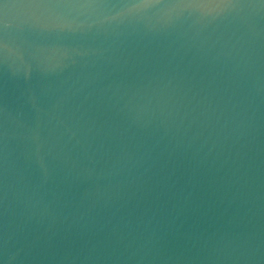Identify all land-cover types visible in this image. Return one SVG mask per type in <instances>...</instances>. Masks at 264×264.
<instances>
[{
    "label": "water",
    "instance_id": "water-1",
    "mask_svg": "<svg viewBox=\"0 0 264 264\" xmlns=\"http://www.w3.org/2000/svg\"><path fill=\"white\" fill-rule=\"evenodd\" d=\"M0 0V264H264V3Z\"/></svg>",
    "mask_w": 264,
    "mask_h": 264
},
{
    "label": "snow or ice",
    "instance_id": "snow-or-ice-1",
    "mask_svg": "<svg viewBox=\"0 0 264 264\" xmlns=\"http://www.w3.org/2000/svg\"><path fill=\"white\" fill-rule=\"evenodd\" d=\"M98 0H22L23 6L30 8H44V7H73L78 5L92 6ZM244 0H171L169 6L188 9H228L234 7ZM264 3V0H261ZM162 0H142L141 6L152 8L159 7ZM5 26V21L0 17V27Z\"/></svg>",
    "mask_w": 264,
    "mask_h": 264
}]
</instances>
